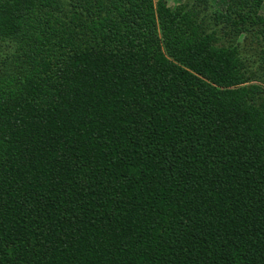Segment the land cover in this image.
<instances>
[{"label":"trees","instance_id":"trees-1","mask_svg":"<svg viewBox=\"0 0 264 264\" xmlns=\"http://www.w3.org/2000/svg\"><path fill=\"white\" fill-rule=\"evenodd\" d=\"M190 2L0 0V264H264V0Z\"/></svg>","mask_w":264,"mask_h":264},{"label":"rangeland","instance_id":"rangeland-1","mask_svg":"<svg viewBox=\"0 0 264 264\" xmlns=\"http://www.w3.org/2000/svg\"><path fill=\"white\" fill-rule=\"evenodd\" d=\"M190 1L192 0H167L169 6L173 8L181 4H188ZM209 2L214 8L222 11H226L229 7L231 8L229 18L217 27L220 43L239 45L245 56L251 55V53L256 54L260 50L261 45L258 44L255 38H252L249 17L243 11L245 9L242 8L241 0H209ZM261 13L264 15V4ZM252 57L254 59L257 58L255 55ZM252 57V67L256 68L257 64L253 63Z\"/></svg>","mask_w":264,"mask_h":264}]
</instances>
